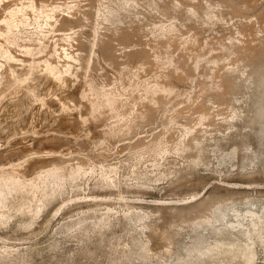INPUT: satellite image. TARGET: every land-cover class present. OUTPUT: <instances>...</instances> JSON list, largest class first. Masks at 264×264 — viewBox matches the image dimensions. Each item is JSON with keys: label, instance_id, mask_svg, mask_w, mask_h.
<instances>
[{"label": "rangeland", "instance_id": "rangeland-1", "mask_svg": "<svg viewBox=\"0 0 264 264\" xmlns=\"http://www.w3.org/2000/svg\"><path fill=\"white\" fill-rule=\"evenodd\" d=\"M241 45L264 0H0V264H264Z\"/></svg>", "mask_w": 264, "mask_h": 264}, {"label": "bare ground", "instance_id": "bare-ground-1", "mask_svg": "<svg viewBox=\"0 0 264 264\" xmlns=\"http://www.w3.org/2000/svg\"><path fill=\"white\" fill-rule=\"evenodd\" d=\"M227 2V1H226ZM229 3V2H228ZM232 7H234V4L232 3ZM235 8V7H234ZM237 9V8H236ZM237 46H238V44H237ZM242 46V45H241ZM239 47V46H238ZM238 52H240V56H239V58L241 59V61H243L244 62V64L246 63L247 65H248V67H250L251 68V71L253 72V73H255L256 75H258L259 76V80H260V84H262L263 86H264V62H261V63H259V62H257V60L254 58V55H253V50H252V48L249 46V47H247L246 45H243L242 47H241V50L240 51H238ZM245 64V65H246ZM216 75H217V73H216ZM219 76H221V74L219 75ZM212 77H213V79H214V85H215V89H216V91H220L221 90V88H222V83L220 82V80H219V77H216V76H213V73H212ZM215 77V78H214ZM221 79H222V76H221ZM232 83V81H229V85ZM204 209V208H203ZM202 211V210H201ZM198 212V211H197ZM209 212V211H208ZM200 213H202V212H200ZM207 212H205V214H206ZM198 214V213H197ZM197 214H195V215H197ZM204 214V213H203ZM208 214V213H207ZM183 215H186V213H182V214H180V216L181 217H183L184 218V216ZM194 215V216H195ZM208 216V215H207ZM200 217V216H199ZM188 218H190V217H188ZM182 219V218H181ZM186 219V218H185ZM191 219V218H190ZM189 219V220H190ZM188 220V221H189ZM191 223V222H190Z\"/></svg>", "mask_w": 264, "mask_h": 264}]
</instances>
